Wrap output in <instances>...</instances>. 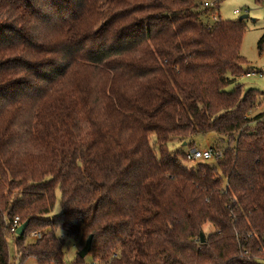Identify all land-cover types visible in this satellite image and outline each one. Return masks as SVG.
<instances>
[{
  "label": "trees",
  "instance_id": "trees-1",
  "mask_svg": "<svg viewBox=\"0 0 264 264\" xmlns=\"http://www.w3.org/2000/svg\"><path fill=\"white\" fill-rule=\"evenodd\" d=\"M206 2L0 0V264H264V92ZM209 133L213 166L169 148Z\"/></svg>",
  "mask_w": 264,
  "mask_h": 264
},
{
  "label": "rangeland",
  "instance_id": "rangeland-1",
  "mask_svg": "<svg viewBox=\"0 0 264 264\" xmlns=\"http://www.w3.org/2000/svg\"><path fill=\"white\" fill-rule=\"evenodd\" d=\"M208 2H214V0H208ZM236 10H238L240 13L234 14V11ZM216 13L223 21H237L241 16H248L247 19L244 20L246 25V32L243 38L240 55L244 57L253 68H255L256 72H252L251 74L253 75L243 76L237 79V83L242 84L245 91L255 89L264 92V50L263 52H260L258 49L259 42L264 36V0H261L260 3H257L255 0H223ZM233 88V86H230L227 91H232ZM263 112L264 104L261 106V108H258L253 113H251L250 116L253 117ZM177 141L179 140L169 143V148L172 151L180 149L181 152L187 153L190 150L188 146L184 144L181 146V143ZM192 142L194 144V148L200 150L213 148L215 149V151H222L225 148V144L221 141L218 135L214 133H209L206 135L197 134L193 137ZM179 160L186 168H192L196 166L195 162L186 161L182 158H179ZM209 164L213 166L214 161H210ZM56 195L57 202L54 213H52L51 216H54L55 214H58L60 212L59 190L57 191ZM204 231L205 233H208L210 231V227L208 225L205 226ZM15 238L16 237L14 236L9 237V254L12 264H18L16 249L14 245ZM70 241L71 243L69 244L67 252L68 261H70L78 252L81 251L76 247L78 240ZM25 242L29 243L32 242V240L27 237ZM85 260L88 264L93 263L90 255H87L85 257ZM23 264H36V262L32 258L25 261Z\"/></svg>",
  "mask_w": 264,
  "mask_h": 264
},
{
  "label": "built area",
  "instance_id": "built-area-1",
  "mask_svg": "<svg viewBox=\"0 0 264 264\" xmlns=\"http://www.w3.org/2000/svg\"><path fill=\"white\" fill-rule=\"evenodd\" d=\"M204 6L206 8H211L213 7L212 3L206 2L204 3ZM240 12L238 10L234 11V14H239ZM212 20H216L215 17H211ZM253 75V74H249L248 76ZM220 152L219 151H215V149L213 148H208V149H190L187 153H186V160L187 161H191V162H210L212 160H215L216 157L220 156ZM19 227V219L16 218L15 221L13 222V226H12V232L16 234V231ZM42 233L41 232H33L31 233L28 238H30L31 240H40L42 238Z\"/></svg>",
  "mask_w": 264,
  "mask_h": 264
},
{
  "label": "water",
  "instance_id": "water-1",
  "mask_svg": "<svg viewBox=\"0 0 264 264\" xmlns=\"http://www.w3.org/2000/svg\"><path fill=\"white\" fill-rule=\"evenodd\" d=\"M247 17H248L247 15L241 16L239 18V21H243V20L247 19ZM28 224H29V221H26L22 225H20L16 231V235L19 237L22 236L25 233ZM201 241H202V243L204 242V238H203L202 234H201ZM91 246H92V236H90L86 240L84 247L81 249V251L78 254L81 259H84L87 255H89V253L91 251Z\"/></svg>",
  "mask_w": 264,
  "mask_h": 264
}]
</instances>
